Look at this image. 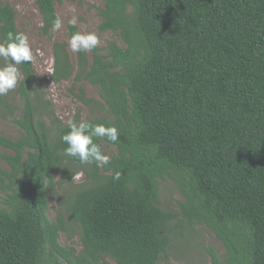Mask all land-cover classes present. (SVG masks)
Here are the masks:
<instances>
[{"label": "trees", "instance_id": "1", "mask_svg": "<svg viewBox=\"0 0 264 264\" xmlns=\"http://www.w3.org/2000/svg\"><path fill=\"white\" fill-rule=\"evenodd\" d=\"M57 1L35 0L45 35ZM99 15V30L123 45L78 52L75 64L69 44L56 42L52 80L99 88L104 104L84 89L81 101L107 112L89 122L118 129L115 143L96 138L117 153L100 168L65 155L68 123L32 62L19 65L21 134L0 135L11 152L0 169V264H173L170 247L197 226L226 250L208 249L213 264H264V0H105ZM16 16L0 0V42L21 32ZM79 168L87 183L58 197L52 220L48 190L73 184ZM164 179L182 195L179 210L162 206ZM69 223L80 250L60 243Z\"/></svg>", "mask_w": 264, "mask_h": 264}, {"label": "rangeland", "instance_id": "2", "mask_svg": "<svg viewBox=\"0 0 264 264\" xmlns=\"http://www.w3.org/2000/svg\"><path fill=\"white\" fill-rule=\"evenodd\" d=\"M9 3L17 12L16 22L18 29L23 32L31 45L34 61L32 62L37 86L41 88L43 96L53 105L57 117L64 123H69L76 116L82 120H92L100 116H106L107 112L102 110L98 104L91 106L81 101V89H84L86 97L104 104L99 88L88 82H75L74 79L55 83L52 75L55 67L54 44L56 42L70 41L69 21L75 15L78 18L77 27L79 31L95 32L100 43L97 47L105 48L109 42L116 41L120 45L123 42L119 35L112 32H101L99 26L101 17L99 9L103 8L105 0H61L57 1L56 8L58 15L63 20L62 28L51 35L42 33L43 20L40 15L35 0H4ZM69 52L73 62H78V52ZM0 57V67H3ZM20 80L7 95L2 96L7 106H0V135L17 139L21 134V128L17 123L20 119L22 101L18 92ZM13 109V112L12 110ZM47 123L50 124L48 121ZM106 154L115 156L117 149L114 146L104 143ZM11 152L0 147V169L8 170L9 166L4 161L3 155ZM73 184L68 181L62 188L50 192L48 190V199L50 202L49 217L55 220L61 210L58 197L62 196L70 189H78L87 183V175L83 169H78L73 173ZM0 191V198L2 197ZM160 196L163 208L176 211L178 201L182 200V195L176 189L174 181L171 179L160 180ZM68 234L62 235L60 243L62 246L75 247L81 249L78 230L70 223L68 224ZM197 232L184 240H178L170 247L168 259L173 264H213L208 249H213L218 256L225 254V248L218 237L210 229L197 226ZM73 239H70L69 236Z\"/></svg>", "mask_w": 264, "mask_h": 264}, {"label": "clouds", "instance_id": "3", "mask_svg": "<svg viewBox=\"0 0 264 264\" xmlns=\"http://www.w3.org/2000/svg\"><path fill=\"white\" fill-rule=\"evenodd\" d=\"M69 23L76 26L78 18L73 15ZM63 26L62 18L57 15L52 23L51 31L57 32ZM100 43V38L95 32L76 31L71 36L69 47L72 52H89ZM0 57L7 63L0 67V96L7 95L17 86L21 72L19 65L34 61V55L28 37L23 32L9 31L5 42H0ZM68 131L61 137L67 145L65 155L78 158L81 164L95 163L98 168L111 162V156L106 154L102 146L96 142V138H107L110 142H117L118 129L115 126L105 124H93L86 120L68 123ZM118 178V174H117Z\"/></svg>", "mask_w": 264, "mask_h": 264}]
</instances>
